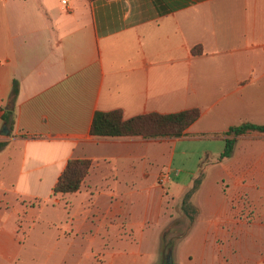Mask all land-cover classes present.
I'll use <instances>...</instances> for the list:
<instances>
[{"label":"crops","instance_id":"crops-1","mask_svg":"<svg viewBox=\"0 0 264 264\" xmlns=\"http://www.w3.org/2000/svg\"><path fill=\"white\" fill-rule=\"evenodd\" d=\"M191 109L181 137L90 135L96 112ZM244 123L264 125V0H0V264L38 220L59 264L81 248L91 264H159L165 235L189 262L264 264V134L219 158ZM198 139L219 151L183 178L175 155ZM69 160L87 176L53 195Z\"/></svg>","mask_w":264,"mask_h":264},{"label":"trees","instance_id":"trees-1","mask_svg":"<svg viewBox=\"0 0 264 264\" xmlns=\"http://www.w3.org/2000/svg\"><path fill=\"white\" fill-rule=\"evenodd\" d=\"M194 52H201L195 48ZM18 93V85L13 81L10 97L14 99ZM7 115L10 112H6ZM199 117L197 109H191L173 114L149 113L129 119H124L118 110L110 112H96L93 116L90 135L97 138L125 139V138H167L181 137L185 130ZM7 121L8 117H4ZM13 121H11L12 125ZM257 132L264 134V125L244 123L228 128L223 135L229 138L225 140L224 149L219 158H228L233 150L236 137L247 133ZM4 144H0V149ZM90 168L87 160H69L52 188L53 195L72 194L79 191Z\"/></svg>","mask_w":264,"mask_h":264},{"label":"rangeland","instance_id":"rangeland-1","mask_svg":"<svg viewBox=\"0 0 264 264\" xmlns=\"http://www.w3.org/2000/svg\"><path fill=\"white\" fill-rule=\"evenodd\" d=\"M188 149L191 154L188 155L187 158H178L177 155H175L174 158V163L178 166H180L182 163L185 165V173L182 174V177L186 179L196 171L200 161L206 163L208 159L211 158V153H216L219 151L216 143L200 139L190 143ZM172 177H174V174H172ZM39 222L40 220H38L35 224V228L30 230L26 239L27 242L21 249L19 258L20 260H18L16 264H59L58 262L62 252H60L58 249L56 250L52 244L54 231L50 229L45 231L43 224ZM172 238L173 237H170L169 235H165L161 239L159 258L162 264H169V257L170 255H173L172 251L174 248L175 264L199 263V260H193L192 262H189L188 251L186 250L183 241L178 243V245L173 248V245L175 244L171 242ZM85 254V249L81 248L80 253H78L80 256L78 264H91V260L88 257H85ZM75 262V256H69L63 264H75Z\"/></svg>","mask_w":264,"mask_h":264},{"label":"built area","instance_id":"built-area-1","mask_svg":"<svg viewBox=\"0 0 264 264\" xmlns=\"http://www.w3.org/2000/svg\"><path fill=\"white\" fill-rule=\"evenodd\" d=\"M62 4H66V2L65 1H62ZM168 180H169V176H168V174L167 173H161L160 175H159V177L157 178V184L159 185V186H165L166 184H167V182H168Z\"/></svg>","mask_w":264,"mask_h":264},{"label":"water","instance_id":"water-1","mask_svg":"<svg viewBox=\"0 0 264 264\" xmlns=\"http://www.w3.org/2000/svg\"><path fill=\"white\" fill-rule=\"evenodd\" d=\"M1 135H7V131L5 130V125H3L2 130L0 131ZM172 256L169 257V264H172ZM159 264H162L161 262Z\"/></svg>","mask_w":264,"mask_h":264}]
</instances>
